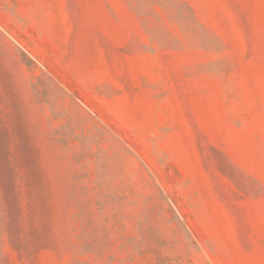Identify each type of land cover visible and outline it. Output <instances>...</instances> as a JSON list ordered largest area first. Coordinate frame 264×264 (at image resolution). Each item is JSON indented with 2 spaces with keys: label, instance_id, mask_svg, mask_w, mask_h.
<instances>
[{
  "label": "rangeland",
  "instance_id": "1",
  "mask_svg": "<svg viewBox=\"0 0 264 264\" xmlns=\"http://www.w3.org/2000/svg\"><path fill=\"white\" fill-rule=\"evenodd\" d=\"M174 3L0 0V264H264V0Z\"/></svg>",
  "mask_w": 264,
  "mask_h": 264
},
{
  "label": "trees",
  "instance_id": "2",
  "mask_svg": "<svg viewBox=\"0 0 264 264\" xmlns=\"http://www.w3.org/2000/svg\"><path fill=\"white\" fill-rule=\"evenodd\" d=\"M148 2H150L151 4L147 7V11L148 12H155V10L152 8V4L154 5H158L160 6L161 8L169 11L170 9H172L173 7V3H174V0H147ZM175 4V3H174ZM178 21H181V22H186L188 21V19L182 15V12H180V14H177L175 16Z\"/></svg>",
  "mask_w": 264,
  "mask_h": 264
}]
</instances>
